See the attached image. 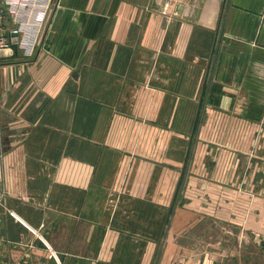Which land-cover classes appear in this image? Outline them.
Here are the masks:
<instances>
[{
	"label": "crops",
	"instance_id": "crops-1",
	"mask_svg": "<svg viewBox=\"0 0 264 264\" xmlns=\"http://www.w3.org/2000/svg\"><path fill=\"white\" fill-rule=\"evenodd\" d=\"M195 215L264 241V0H52L0 67V264H209Z\"/></svg>",
	"mask_w": 264,
	"mask_h": 264
},
{
	"label": "rangeland",
	"instance_id": "rangeland-1",
	"mask_svg": "<svg viewBox=\"0 0 264 264\" xmlns=\"http://www.w3.org/2000/svg\"><path fill=\"white\" fill-rule=\"evenodd\" d=\"M14 51L15 50L11 48V46L0 48V67L3 66L4 63H9L11 60L25 59L32 55H26L23 53V56L22 54L16 56ZM22 74H25V69L23 67ZM20 85V89L23 90L26 85L25 81L20 83ZM14 103L18 105L20 104V100ZM184 181L185 178H182L178 188L179 204L188 199L186 198L187 193L185 192L187 182L184 183ZM201 195L202 194H198L199 198ZM201 217L202 216L200 215H195V223L192 231L193 236L191 234L193 237L192 241L183 239L181 233L184 232V227L180 225L177 226V231L179 232V235L182 236L181 240L175 242L178 251H185L186 247H188L189 250L192 249L195 262L208 258V261H211L209 264H218V262H221V264H264V241L243 240L241 241V246L237 240L235 241L233 226L220 225L218 227L216 224L212 226L203 225L200 219ZM208 228L210 231H207ZM222 232L225 233V237H223ZM222 252L225 255V259L219 260V258L222 257ZM238 252H243L242 254H245V257L242 256L238 258L237 256H234L235 254H238ZM250 252H253L252 255ZM217 260L219 261L217 262Z\"/></svg>",
	"mask_w": 264,
	"mask_h": 264
},
{
	"label": "built area",
	"instance_id": "built-area-1",
	"mask_svg": "<svg viewBox=\"0 0 264 264\" xmlns=\"http://www.w3.org/2000/svg\"><path fill=\"white\" fill-rule=\"evenodd\" d=\"M51 2L52 0H0V48L15 44L24 54L31 55ZM3 6H7L13 14V26L8 29L3 25Z\"/></svg>",
	"mask_w": 264,
	"mask_h": 264
}]
</instances>
